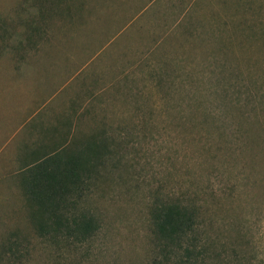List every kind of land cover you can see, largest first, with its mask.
<instances>
[{
	"label": "rangeland",
	"instance_id": "obj_1",
	"mask_svg": "<svg viewBox=\"0 0 264 264\" xmlns=\"http://www.w3.org/2000/svg\"><path fill=\"white\" fill-rule=\"evenodd\" d=\"M44 6L0 0V264H264V0ZM86 141L93 228L45 232L20 172Z\"/></svg>",
	"mask_w": 264,
	"mask_h": 264
},
{
	"label": "trees",
	"instance_id": "obj_2",
	"mask_svg": "<svg viewBox=\"0 0 264 264\" xmlns=\"http://www.w3.org/2000/svg\"><path fill=\"white\" fill-rule=\"evenodd\" d=\"M48 2L23 0L26 8L38 5L42 9ZM28 14L30 16L31 12ZM39 18L43 20L48 17L39 14ZM30 22L32 24L33 20ZM104 155V144L94 141L66 148L60 146L49 152H34L32 163L20 172L19 183L24 197L35 208L41 229L48 232L60 225H65L67 229L70 221L80 236L91 232L93 227L85 214L71 218L68 211L75 208L76 200L87 190L88 182L93 175L98 174L97 169ZM152 218L159 233L167 241L177 238L184 226L169 208L154 212Z\"/></svg>",
	"mask_w": 264,
	"mask_h": 264
}]
</instances>
